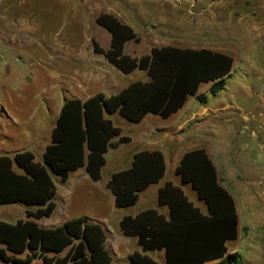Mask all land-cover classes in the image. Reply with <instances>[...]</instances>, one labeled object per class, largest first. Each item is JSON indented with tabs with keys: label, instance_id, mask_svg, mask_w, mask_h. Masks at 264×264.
Segmentation results:
<instances>
[{
	"label": "trees",
	"instance_id": "16d2710c",
	"mask_svg": "<svg viewBox=\"0 0 264 264\" xmlns=\"http://www.w3.org/2000/svg\"><path fill=\"white\" fill-rule=\"evenodd\" d=\"M96 23L111 34V43L105 49L93 40L94 53L123 74L141 70L149 80L133 82L111 96L98 93L87 100L66 99L43 163L36 162L30 150L0 155V206L23 204L28 208L27 219L16 223L0 220V258L4 262L31 264L42 259L44 264H114L102 224L80 217L55 228L39 225L37 221L51 217L56 209L54 176L67 182L72 172L85 168L93 181L101 180L108 151L131 141L122 136L109 115L118 113L131 123H140L148 114L168 119L190 97L206 104L208 97L200 93L204 84L210 85L213 96L220 94L233 71L232 56L205 48L170 45L153 47L142 57L130 56L125 53L126 44L141 41L130 25L110 13H101ZM165 172L161 151L135 154L132 167L113 174L107 184L116 207L135 205L140 193L160 182ZM177 174L205 202L207 214L181 187L168 182L158 194L159 206L169 208L168 217L148 209L120 222L122 234L137 238L143 250L130 255L131 264H159L147 254L154 251H164L167 264H224L237 257L228 248V242L239 238L236 202L220 183L206 150L187 152Z\"/></svg>",
	"mask_w": 264,
	"mask_h": 264
},
{
	"label": "rangeland",
	"instance_id": "374dc122",
	"mask_svg": "<svg viewBox=\"0 0 264 264\" xmlns=\"http://www.w3.org/2000/svg\"><path fill=\"white\" fill-rule=\"evenodd\" d=\"M104 12L118 13L141 38L139 43L132 41L125 46V53L133 57L147 55L153 47L170 45L216 48L218 42L236 46L240 57L234 54L236 65L226 78L225 91L213 96L210 85L201 86L200 93L213 105L228 102L241 89H250L256 76L264 72V0H0V116L5 111L21 120L0 122V144L4 149L30 146L39 157L37 147H31L37 124L41 117L57 114L67 98L97 93L111 96L130 80L144 81L141 78L145 72L123 74L104 56L94 53L93 40L110 48L111 34L96 23L97 16ZM89 64L108 65L109 77L82 87L77 73ZM110 118L124 128V134L140 137L135 124H127L121 115ZM167 123L161 118L158 122L163 127ZM160 135L164 137L165 133ZM240 150L237 162L253 163L251 156ZM108 160L104 179L114 168H121L113 155ZM167 175L174 179L171 170ZM53 179L60 186L58 177ZM220 180L234 194L240 208L239 238L228 244L229 253L238 256L224 264H264V179ZM185 190L206 213L205 205L190 188ZM245 195L252 197V215L245 209ZM150 205L159 208L153 199ZM26 210L23 204L0 206V220L16 223L27 218ZM61 213L49 222L54 223ZM163 253L152 256L165 264Z\"/></svg>",
	"mask_w": 264,
	"mask_h": 264
},
{
	"label": "crops",
	"instance_id": "0c3cea01",
	"mask_svg": "<svg viewBox=\"0 0 264 264\" xmlns=\"http://www.w3.org/2000/svg\"><path fill=\"white\" fill-rule=\"evenodd\" d=\"M104 13L113 14L121 20L118 13ZM216 44H218V47L216 48H184H205L228 54L234 58L235 68L237 58L234 57V54L239 56L240 51L236 48V46L230 43L219 44L217 42ZM107 66L99 67L95 64H89L84 67L83 70L78 71L77 77L79 78L82 87L106 80L109 77L106 72L109 68ZM134 73L135 71L128 75H132ZM146 76L143 75V78L141 79L148 81L149 77L147 74ZM256 77L257 79L254 83H252V87H250V89H241L239 94H234V97H232L228 102L220 101L213 105L208 99L206 104H201L194 97H190L185 106L168 119H164L159 115L148 114L140 123H131L121 116L123 120H127V124H135L134 129L140 133V137L136 139L131 135H126L124 134V128L117 126L121 128L122 136L129 137L131 141L120 145L117 149H111L108 151L106 154V164L102 170L101 180L93 181L85 168H80L77 171L72 172L67 182H62L61 179L58 178L60 186H58V183L54 181L57 189L54 197L56 209L51 217L43 218L37 221L39 225L46 228H55L69 220L80 217L87 218L88 222L100 223L107 234L106 247L113 257V263L115 264L117 261L120 264H131L129 258L130 255L136 251L143 252V250L139 246L137 238L126 237L122 234L119 226L120 222L125 216H136L142 211L155 209L150 205L152 199L158 202L159 208L157 210L168 217L169 208L167 206H159L158 199L159 190L165 184L172 182L174 185L181 187L186 195L187 193L185 189L189 187L191 192L197 197L198 201L205 205L208 212L205 202L198 198L196 191L193 190L191 185L183 184L181 176L177 174V168L180 165L183 156L187 152L196 149H205L217 168L219 180L264 179V153L261 149V147H264V72L260 75L258 74ZM137 81L142 80H130L127 86ZM124 88L119 90L117 93L121 92ZM92 96L94 95H87L84 98H81L79 96L72 95L67 99L79 98L87 100ZM60 112L61 109L57 114H54L51 117H41L37 124V128L34 131L35 133L33 134V139H31V145H33L31 147L36 146L40 152V158L35 155L36 162L43 163L44 161V152L47 146L51 144L52 132ZM250 115H256L257 118L252 121L249 119ZM111 116H120V114L117 113ZM160 118L168 120L169 123H167L165 127H163V125H159L158 122ZM4 119L11 120L14 123L21 122L20 119L13 118L10 113L8 114L5 111H3L0 116V122ZM150 122L153 123V126L150 125ZM238 124L239 128L234 129ZM244 127H248V129L243 131ZM161 133H165L164 137L160 135ZM253 133H255L257 137H253ZM236 138H239V140ZM245 142H251L252 147L248 148ZM135 144H138V146L132 149L133 147L131 146H134ZM29 147L25 146L16 150H6V148L4 149L2 144H0V155L14 156L18 152L30 150ZM240 149H243L246 151L248 156H251L253 163L242 164L237 162V155L239 154V151H241ZM30 151L34 152V150ZM143 151H161L163 153L166 163L165 176L162 180H160V182L151 185L145 191L141 192L139 200L135 205L126 208H118L115 204V197L107 188V184L113 174L131 168L134 155ZM111 155H113V160L115 159V161L118 160L120 162L121 168H114L109 177L104 179V170L108 166V157ZM219 167H221V170ZM244 167L246 171H244ZM15 169L17 172L21 173L17 167H15ZM168 170L172 171L174 179L167 177ZM224 187L235 199L234 194H232L226 186ZM188 198L191 202H193L189 196ZM251 200L252 197L250 195H245V209L247 210L248 215H252L254 210ZM194 205L197 206L195 203ZM197 207L200 208V206ZM236 207L238 215H240V208L237 202ZM59 212H62L61 217L54 223H50L49 220L54 218V216H56ZM207 212L203 213L207 214ZM41 222H43V224ZM229 243L230 242H228V244ZM155 252L163 253L164 251L147 252V254L157 260L154 256H152V253ZM163 254L165 264H167L165 253ZM25 256L26 255L18 257L25 258ZM162 256L163 255H161V257ZM0 264L13 263H6L0 259ZM31 264L44 263L42 259H36Z\"/></svg>",
	"mask_w": 264,
	"mask_h": 264
},
{
	"label": "built area",
	"instance_id": "2783aa9c",
	"mask_svg": "<svg viewBox=\"0 0 264 264\" xmlns=\"http://www.w3.org/2000/svg\"><path fill=\"white\" fill-rule=\"evenodd\" d=\"M256 118H257L256 115H250V117H249V119L252 120V121L255 120ZM247 129H248V127H244V128H243V131H244V130H247ZM252 136L255 137L256 134L253 133ZM256 137H257V136H256ZM246 144H247V147H248V148H251V147H252V143H251V142H248V143H246ZM261 149L263 150V153H264V147H261Z\"/></svg>",
	"mask_w": 264,
	"mask_h": 264
},
{
	"label": "water",
	"instance_id": "95a60500",
	"mask_svg": "<svg viewBox=\"0 0 264 264\" xmlns=\"http://www.w3.org/2000/svg\"><path fill=\"white\" fill-rule=\"evenodd\" d=\"M1 259V258H0ZM6 263H9V262H6Z\"/></svg>",
	"mask_w": 264,
	"mask_h": 264
}]
</instances>
